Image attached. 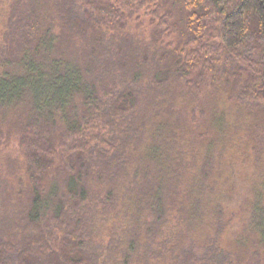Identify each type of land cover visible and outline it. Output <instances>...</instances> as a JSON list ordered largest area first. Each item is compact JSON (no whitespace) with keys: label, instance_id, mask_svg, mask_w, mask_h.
I'll return each instance as SVG.
<instances>
[{"label":"trees","instance_id":"1","mask_svg":"<svg viewBox=\"0 0 264 264\" xmlns=\"http://www.w3.org/2000/svg\"><path fill=\"white\" fill-rule=\"evenodd\" d=\"M0 22V264H264V0H0ZM212 97L233 136L193 145ZM230 145L244 202L215 192Z\"/></svg>","mask_w":264,"mask_h":264},{"label":"rangeland","instance_id":"2","mask_svg":"<svg viewBox=\"0 0 264 264\" xmlns=\"http://www.w3.org/2000/svg\"><path fill=\"white\" fill-rule=\"evenodd\" d=\"M3 34V27L0 22V38ZM209 108L205 110V114L198 113L196 118L198 122L194 126H190V131L193 133L191 143L196 146H201L205 143L204 139H198L196 135H204L205 138L211 136L212 131H210V127L214 129L216 126V122L218 119H223L222 126H225L230 129L232 124L236 122L239 117L237 113V109L235 111V105L233 103H220L215 98H209L206 100L205 107ZM207 108V107H206ZM232 113V114H230ZM191 121V119H190ZM224 126V127H225ZM232 131V130H231ZM214 133H220L221 136L230 135L233 136V133L230 131H225L222 129H214ZM234 138V137H233ZM235 140V139H234ZM230 141V140H228ZM234 144L233 141H230ZM239 150L234 146H227V148H218L216 160H218L217 164V173L216 177L217 186L215 188V192L218 194L216 196L222 200L227 196H234L236 194L235 201H240V197H243V202L245 200H250L252 195V185L255 182L253 172L243 164V161L239 158ZM18 157L17 146L14 145L10 148H1L0 149V171L3 175L8 174L12 170H15L11 165L12 162L16 163V158ZM201 167V163L198 162L197 166L194 165L193 171L197 170ZM9 177L8 175H6ZM9 177L11 181L14 180L13 176ZM225 199V198H224ZM224 201V200H223ZM229 202V200H228ZM242 202V203H243ZM255 264V263H254Z\"/></svg>","mask_w":264,"mask_h":264}]
</instances>
